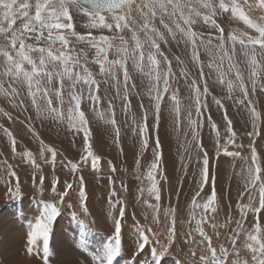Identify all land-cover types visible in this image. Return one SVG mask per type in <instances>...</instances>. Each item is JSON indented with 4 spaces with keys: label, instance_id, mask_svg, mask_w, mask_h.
<instances>
[{
    "label": "snow or ice",
    "instance_id": "6c2138e0",
    "mask_svg": "<svg viewBox=\"0 0 264 264\" xmlns=\"http://www.w3.org/2000/svg\"><path fill=\"white\" fill-rule=\"evenodd\" d=\"M257 10L260 12L258 17L253 15ZM221 16L227 17L229 21L242 22L246 29L252 30V34L247 30H233L225 37L224 28L217 22V18ZM85 19L87 22L84 28L87 31L81 32L78 30V21ZM205 27L214 29L218 35L198 30ZM169 41L177 45L183 44L192 64L199 68L198 78L191 77L186 68L180 70V76L184 78L190 93L187 97L190 103L187 106L182 104L177 95L178 90H173L176 74L173 72L172 61L161 50V44L167 45ZM237 45L243 57L240 62L236 60ZM201 50L209 57L206 64L201 60ZM177 60L184 63L179 57ZM90 65L97 66L98 73ZM129 66L132 71L147 79L146 94L151 107L140 105L143 116L139 121L134 113H130ZM205 67L209 70L207 73ZM0 68V96L7 98L14 108L23 111L25 101L21 95L26 89V95L38 119L66 123L68 130L83 134L85 154L80 159L84 163L90 160L91 169L97 172L100 170L101 158L92 151L90 121L82 110V102H91L92 112L105 125L111 126L116 143H119L120 127L112 102L109 101L106 110L99 108L101 97L98 93L101 84L115 88L116 97L123 101L122 110L132 120V131L139 136L141 148L146 150L151 130L159 126L162 102H166L167 96L177 129L181 127L182 119L186 121L192 141L196 142V147L203 153L202 167L199 170L200 190L192 198L188 221L190 224L194 222L195 227L186 234L185 239L186 243L195 244L200 249L198 259L197 251L189 249L193 264H249V260L241 256L242 250L250 255L251 264H264V223L261 220L264 214V159L258 153L255 139L249 143V155L229 151L228 145L237 146V134L223 103V100H232L235 106H241L247 112L252 124V131L247 133L249 137L264 134L261 128L264 113L257 110L251 99L257 89L264 93V0H0ZM97 75L103 79L98 80ZM209 80L212 85L219 86L222 92H226L223 99L212 97L215 105L225 112L228 135L223 144L217 125L211 121V117L208 118L217 138L216 155L219 157L222 153L226 157L243 161L236 175L243 180L247 202L238 205L240 220L236 221L237 227L227 237L231 248L224 244H220L219 248L214 246L212 236L203 227L210 222L207 214L217 212L215 188H212L211 194L203 203L197 200L204 191V186L209 183L214 185L216 180L210 170V156L198 139L199 128L203 126V121L199 118L202 111L209 110L206 99L210 95ZM198 81L203 82V90ZM131 88H136V85L132 84ZM153 109L156 123L150 126L149 113ZM0 113L9 120L13 119L3 108H0ZM28 131L36 136L31 126ZM3 132L10 141L12 153L21 156L22 163L28 162L38 170L40 165L33 153L26 150L18 152L14 134L7 127L3 128ZM185 135L187 136V131ZM36 138L39 140L38 136ZM161 148V141L157 137L153 159L143 176L149 182L147 194L155 203L145 199L144 204L152 210V223L159 226L161 214L163 215L167 243L161 242V234L152 227L145 229L138 224L134 255L143 252L153 240L160 245L159 251L157 247L151 248V260H145L142 264H161V257L175 243L177 236V209L164 207L162 210L161 205L160 185L162 180L166 182L167 179L161 171ZM46 153L50 154V158ZM57 155L54 148L40 140L39 158L44 164L55 166ZM139 164L138 159L137 165ZM64 166L70 168L71 173L78 171L77 163L68 161ZM109 166L112 172L116 171L110 161ZM11 167L8 165V169ZM5 171L9 176L16 175L14 171ZM79 181V207L87 214L88 196L82 175ZM109 183H115L113 177H109ZM72 188L71 183L66 185V189ZM51 191L58 196V203L44 204L39 217L29 225L26 236V253L29 256L42 253L43 264H48L50 234L61 215L58 204H63L70 194L67 190L57 192L55 184L51 185ZM139 192L143 195L145 189L141 187ZM13 196H19V190ZM109 196L112 198L108 203L114 231L97 250L96 264H114L122 253L121 232L126 208L115 188L111 189ZM139 198L138 196L137 199ZM67 206L73 207L72 204ZM249 214L254 222L250 227H245L242 221ZM72 219L82 229L86 227L82 220L77 219L75 212L72 213ZM210 226L217 238L221 233L216 229L226 227L214 222ZM193 232L200 237L198 241L193 238ZM241 236L242 248L237 244ZM176 264L181 262L177 260Z\"/></svg>",
    "mask_w": 264,
    "mask_h": 264
},
{
    "label": "rangeland",
    "instance_id": "374dc122",
    "mask_svg": "<svg viewBox=\"0 0 264 264\" xmlns=\"http://www.w3.org/2000/svg\"><path fill=\"white\" fill-rule=\"evenodd\" d=\"M253 15L258 17L260 12L257 10ZM221 23L224 22L221 21ZM224 24L230 31L247 30L249 34H252V30L246 29V26L243 25L242 22H239V24L235 26L227 22ZM80 31L86 32L87 29H81ZM174 44L176 47L179 46L175 42L169 41L167 45L161 44V49L172 61V66L174 68L173 72L176 74L177 78L173 86L179 83L176 85L178 88L176 89L178 90L177 94L182 104L187 106L190 103L187 99L190 93L189 89L186 87L184 78L180 76L182 65L177 60V57L168 54L171 53L170 50L173 48L172 45ZM166 46L171 49L169 50ZM237 48L239 50V45ZM240 59L239 61L243 60L241 55ZM180 60L184 61L186 65L187 61L184 56L183 58L180 57ZM207 61L208 60H206L205 64ZM241 67H243V65H241ZM177 68L179 71L176 70ZM206 72H208L207 68ZM130 76V80L137 81L139 84V79L141 80L142 76L138 72L132 71L131 67ZM96 78L103 79L98 75ZM143 81L147 83L146 80ZM209 82L212 83L211 80H209ZM198 83L203 82L198 81ZM145 86H147V84ZM220 89V87L214 89L211 87L209 88L210 95L206 98L208 105L210 103L213 104V96H218L223 99L226 92H222ZM98 94L101 97V105H99L101 110H106L108 107V104H103L104 102H112L118 126L120 127V139L119 143H116L115 133L111 126L105 125L103 121L95 116L91 110L92 104L90 101L82 102V110L90 121V128L92 131L90 142L92 151L101 158L100 170L98 172L91 169L90 160L84 163L80 159V157L85 154L83 150L82 133L69 130V133L71 132L70 134L72 135L64 136L61 128L62 125H66V123L59 124L52 120L44 121L38 119L35 110L31 107L30 100L28 104L25 103V110L22 111L20 108H14L7 98L0 96V108H3L13 117L12 120H9L3 113H0V126H3L0 127V254H2L0 264H43L42 253L39 255L34 253L32 256L26 253V236L29 231V225L34 223L39 217L44 204L58 203V196L51 191V185L53 184H55L57 192L67 190L70 194L65 198L63 204H58L61 208V215L54 223L53 230L50 234V256L48 264H96L97 250L102 247L107 237L114 231L113 218L110 214L111 210L108 203V201L112 199L109 196V192L112 188L117 190L126 208V216L122 221L121 232L122 253L117 257L116 261H114V264H142L145 260H151V248L157 247L158 251L160 250V245L155 244L154 240L146 246L143 252L137 255H134V253L136 251V227L138 224L142 225L145 229L152 227L161 234V242L167 243L164 234L165 226L163 215L161 214V224L159 226L152 223V210L147 208L144 204L145 199H148L151 203H155L147 194L146 189L149 186V182L143 179V176L146 174L148 166L153 159V148L157 137H159L162 145L161 171L167 178L166 182L162 180L160 185L162 189V210L164 207H174L177 209L175 217L177 236L175 238V243L171 245L168 252L161 257V264H176L177 260H179L181 264H193V258L191 257L189 249H195L197 251L198 259L200 249L195 244L185 242L186 234L195 227L194 222L190 224L188 221L192 198L196 192L200 190L199 170L202 167V164L198 167L193 166L194 163L191 159H203V153L196 147V142L192 141L190 130H188L187 142L183 140V138L181 140L183 144H181L177 150L179 158V161H177V155L173 149V153L168 150V140L165 139L169 128L173 127L171 125L174 122V116L170 113V106L166 103L168 101L166 96V102H163L164 104L162 105L163 108L167 110L165 109L161 113L162 121L161 123L159 122L158 128H153L151 130L149 147L144 150L140 146L139 136L132 131V120L129 118V115L122 110L123 101L116 97L115 88L102 83ZM21 96L24 97L23 99H29L26 95V91H22ZM251 99L257 110L264 113V93H260L259 89H257V93L251 95ZM129 101L130 113H134L138 121L143 116L140 105L143 104L145 108L151 107L149 97L145 95V91L141 92L140 87H136V89L130 91ZM223 103L227 110L228 119L232 121L233 130L237 134L235 137L236 145H242V147L228 145L229 151H240L242 155H249V143L252 139H255L257 141L256 147L258 153L261 158H263L264 134L255 138L249 137L247 133L252 131V124L247 112L241 106H235L232 100H223ZM193 114L195 115L194 110ZM217 114L218 113H214L211 109L208 110L206 115H204L202 111V115L199 119L205 116L208 121V118L211 116V121L216 123L215 116ZM223 114L225 115V112ZM154 118L153 109L152 112L149 113L148 123L150 126L155 125L156 121ZM182 122L187 125L186 121ZM223 123L226 128L227 121L224 120ZM29 126L33 128L39 140L36 136H33L32 132L28 131ZM203 126L207 128V130L209 129L212 131L209 122L208 125L205 123ZM203 126L199 128L198 139L200 143H202L204 150H206L210 156V170L216 176V180L214 185L209 183L207 186H204V191L197 197L200 203H203V201L207 199L213 187L216 193L219 190L216 184L219 179L217 169L223 166L225 167V164L229 166L231 163L237 164L240 162L241 165L243 163L239 158L234 159L232 157H226L222 153L217 157L216 148L215 146L213 148L212 145L208 143L209 140L206 137ZM218 126L219 125H217V130L221 134L220 141L221 144H223L228 134L227 131L226 134H223ZM4 127H7L17 139L18 152L26 150L33 153L37 163L40 165L38 170L34 169L28 162L22 163L21 161L23 158L12 153L10 141L3 132ZM261 128L264 130L263 117ZM212 134L213 142L215 141L214 143L216 144V134L213 131ZM40 140H42L45 145L57 151L58 155L55 166L52 164H44L39 158ZM171 154H175V156H171ZM45 155L50 158L49 153ZM163 157H167L165 158L166 160ZM171 157H173V159ZM138 159L140 161L139 165H137ZM188 160L191 162V164H189L191 167L186 169L185 166ZM68 161L78 164V171L76 173H71L70 168L64 166ZM109 161L111 165L116 168L115 172L111 171ZM8 165L12 166L11 169H8ZM172 165L176 168L172 167ZM6 169L14 171L16 175L9 176L5 171ZM193 169L194 171H192ZM81 175L84 178L88 196L86 201L87 214L79 207L78 186L80 183L79 177ZM109 177L114 178V184L109 183ZM138 177L141 178L138 179ZM159 178L158 176V179ZM94 181H96V183L100 181L101 184L106 185L108 191L102 188L96 192L92 191L89 185ZM69 183L73 185L72 189H66V185ZM141 187L145 189L143 195L139 192ZM17 190H19V196L14 197L13 194L17 192ZM94 194L98 198V201L102 200L100 203L97 202L95 206L92 205L94 203L92 201V196H94ZM101 194L103 195V199L101 198ZM240 194L239 201L233 206V203L228 201L229 199L226 200V198H221L217 193V212H210L207 214L210 222L209 224L203 225V227L205 231L212 236L213 244L217 248H219L220 244H224L225 247L231 248L230 241H228L227 237L232 233V230L237 227L236 221L240 220V209L238 205L247 202V193L245 189H243ZM138 196L140 197L139 199H137ZM101 202L104 206L101 205ZM68 204H72L73 207L69 208L67 206ZM73 212L76 213L78 220L84 222V225H86L85 228L82 229L79 223L73 221ZM263 215L264 214H262V216ZM145 217H147V219H145ZM213 222L218 225H226V227H218L216 229V231L221 233L219 238L215 236L210 226ZM253 222L254 220L251 214H249L246 220L242 221L245 227H250ZM262 223H264V220ZM193 238L197 241L200 239L198 234L194 232ZM242 241L243 236H241L237 242L238 247L242 248ZM241 256L247 258L249 264H251L250 255L248 253L242 250Z\"/></svg>",
    "mask_w": 264,
    "mask_h": 264
},
{
    "label": "bare ground",
    "instance_id": "6f19581e",
    "mask_svg": "<svg viewBox=\"0 0 264 264\" xmlns=\"http://www.w3.org/2000/svg\"><path fill=\"white\" fill-rule=\"evenodd\" d=\"M221 21L222 22H224V23H229V24H233L234 26L235 25H238L239 24V21H236V20H231V21H229V19L227 18V17H225V16H221V17H218L217 18V22L221 25V27L222 28H224V30H225V37L227 36V33L228 32H230V30H229V28L224 24V23H221ZM87 21H86V19L85 20H83V21H78V30L80 31L81 29H85L84 28V24L86 23ZM163 30V29H162ZM198 30H200V31H204L205 32V34H207V33H212L213 35H218V33H216L215 32V30L214 29H212V28H210V27H205V28H203V29H198ZM173 46V48L171 49V48H169V47H167L166 46V48H169V50L171 51V53H168V54H170L171 56H174V57H181V58H183V56H184V58H185V60L187 61V63H186V65H185V63H183V64H181L182 65V68H186V70L189 72V74H190V76L191 77H197L198 78V76H199V68L198 67H196V66H194L193 64H192V62H191V60H190V55H189V53H188V51H187V49L185 48V46L183 45V44H180L178 47H176V45L174 44V45H172ZM229 47H230V45H229ZM237 47H238V45H237ZM162 50V49H161ZM166 52V51H165ZM200 55H201V60L203 61V62H206V60H208L209 59V57H208V55L203 51V50H201V52H200ZM168 57V56H167ZM89 59H91V52H89ZM236 60H237V62H240L239 60H241L240 59V53H239V50H238V48H237V56H236ZM90 67L92 68V70L94 71V72H97L98 73V67L97 66H94V65H90ZM174 69V68H173ZM176 70H178L179 71V69L177 68ZM0 71H2V68H0ZM209 71V70H208ZM205 72H206V67H205ZM207 73V72H206ZM98 80H102L101 78H99ZM143 80H146L147 81V79L145 78V77H141V80L139 79V84H138V82L137 81H132V80H130L129 81V86H130V91L131 90H134V89H136V88H131V85L132 84H135L136 85V87H140V89H141V92H143V91H145V95H147L146 94V88H147V86H145L147 83H145ZM212 82V81H211ZM208 83H209V85H210V87L211 88H219V86H215L214 87V85H212V83H210L209 81H208ZM179 84V83H178ZM178 84H176V85H178ZM200 84V87L203 89V83H199ZM173 86V90H176V89H178L177 88V86ZM183 85V84H182ZM5 86L7 87V84H5ZM183 89V88H182ZM201 89V90H202ZM221 90V89H220ZM23 91H26V89H24ZM185 92V91H184ZM130 94V93H129ZM168 95H171V93H169ZM178 95V94H177ZM181 96V95H180ZM21 98H24V97H22L21 96ZM30 99H24V101H25V103L26 104H28V101H29ZM30 102V101H29ZM55 102V101H54ZM109 102L107 101V102H104L103 104H108ZM167 103V105L168 106H170V104H171V102L170 101H167L166 102ZM31 104V103H30ZM162 104H164L163 102H162ZM100 105H101V103H100ZM210 106H209V110L211 109L214 113H218L216 116H215V124H217V125H219L218 127H220V129L222 130V132H223V134H226V128H225V125H224V123H223V121H224V110H221V109H219L218 107H217V105H215V103L213 102V104H209ZM166 108H163V105H162V112H163V110H165ZM167 110V109H166ZM207 112H208V110L207 111H203V114L204 115H206L207 114ZM211 117V116H210ZM155 119V118H154ZM171 119H173V118H171ZM263 119H264V117H263ZM201 120L203 121V124H207L208 125V121H207V119H206V117L205 116H203L202 118H201ZM161 121H162V119L160 120V123H161ZM173 121V120H172ZM182 121H184V120H182ZM96 125V124H95ZM171 126H173L172 128H169V130H168V132H167V136H166V134H165V139L166 140H168V150L169 151H171V153H173L172 152V149H173V151L175 152V154L177 155V150H178V148H179V146L181 145V144H183V142L181 141L182 140V138H183V140H186V142H187V136L185 135V132L187 131V135H188V130H187V125L186 124H184L183 122H182V124H181V127L179 128V130L177 129V127H176V125H175V123L173 122V124L171 125ZM170 126V127H171ZM204 127V126H203ZM61 130H62V132H63V134H64V136H68V135H72V134H70L69 133V130H68V128H67V126L66 125H62V128H61ZM65 131V132H64ZM204 132H205V134H206V137L208 138V140H209V144L210 145H212V147L214 148V146H215V141L213 142V134H212V131H210L209 129L207 130V128H205L204 127ZM125 135V134H124ZM199 136V135H198ZM73 137V136H72ZM201 137V136H200ZM123 138H125V137H123ZM217 139V138H216ZM163 143H165V142H163ZM130 147V146H129ZM208 149V148H207ZM189 150V149H188ZM175 154L174 155H172L171 154V156H175ZM165 155V154H164ZM194 155H197V154H194ZM169 157H170V155H169ZM180 157V156H179ZM164 158V157H163ZM165 158H167V157H165ZM164 158V159H165ZM172 159H173V157H171ZM176 158V157H175ZM177 158H178V155H177ZM186 158V157H185ZM262 159H264V157L262 158ZM166 160V159H165ZM190 160V159H189ZM189 160L187 161V165L185 166V168L186 169H188V167H191V166H189V164H191V162H189ZM192 160V162L194 163V165L193 166H195V167H198V166H200L201 164H202V160H200V158H199V160H193V158L191 159ZM177 161H179V158H178V160ZM238 161V160H237ZM164 162V161H163ZM162 162V163H163ZM223 163V162H222ZM225 163V162H224ZM226 163H228V162H226ZM230 163V162H229ZM242 163V162H241ZM243 164V163H242ZM197 165V166H196ZM222 165V164H221ZM224 165V164H223ZM192 166V167H193ZM241 164H240V162H238L237 164H233V163H231L229 166L228 165H226L225 164V167L223 166V167H220L219 169H217L218 170V175H219V179H218V181L216 182V184H217V186H218V191H217V193H218V196L219 197H221V198H226V200H228V201H231L232 203H233V206H235L236 204H237V202L239 201V197H240V193L242 192V190L244 189V187H243V180H242V178L241 177H239V176H237L236 175V173L237 172H239L240 171V169H241ZM172 167H175V166H173L172 165ZM176 168V167H175ZM212 168V167H211ZM198 170H199V168H198ZM192 171H194V169L192 170ZM188 183V182H187ZM190 183H191V181H190ZM90 188H91V190L92 191H97V190H100L101 188L102 189H105V191H108V187L106 186V185H103V184H101L100 183V181L99 182H97L96 183V181H94V182H91L90 183ZM205 186H207V185H205ZM189 187V186H188ZM210 187H211V185H210ZM206 188V187H205ZM104 191V190H103ZM206 191V190H205ZM104 193V192H103ZM207 193V192H206ZM100 195V194H99ZM98 195V196H99ZM101 198L103 199V195L101 194ZM100 197V196H99ZM92 201L95 203H93L92 205H97V202H99L100 203V201H102V200H99L98 201V198L95 196V194H94V196H92ZM101 205H103L102 204V202H101ZM100 205V206H101ZM104 206V205H103ZM262 221L264 220V215L262 216V219H261ZM25 263V262H24Z\"/></svg>",
    "mask_w": 264,
    "mask_h": 264
}]
</instances>
